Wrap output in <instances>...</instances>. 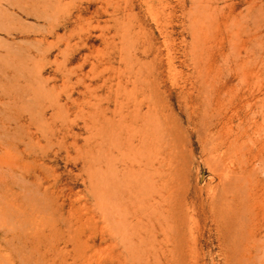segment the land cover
<instances>
[{"label":"rangeland","instance_id":"374dc122","mask_svg":"<svg viewBox=\"0 0 264 264\" xmlns=\"http://www.w3.org/2000/svg\"><path fill=\"white\" fill-rule=\"evenodd\" d=\"M58 3L71 14L54 27ZM130 3L157 54L155 233L130 243L113 233L64 152L40 159L52 175L28 166L19 113L43 79L61 83L55 68L77 12L100 24L110 14L100 0H0V264H264V0H173L174 81L164 33L141 0ZM98 32L71 39L67 66L88 70ZM194 55L221 105L196 91Z\"/></svg>","mask_w":264,"mask_h":264},{"label":"bare ground","instance_id":"6f19581e","mask_svg":"<svg viewBox=\"0 0 264 264\" xmlns=\"http://www.w3.org/2000/svg\"><path fill=\"white\" fill-rule=\"evenodd\" d=\"M100 1L101 11L110 14L109 21L94 23L82 10L77 12V24L68 29L63 58L55 68L61 83L43 79L19 116L26 117L28 166L37 162L45 170L44 176L52 175L40 159L50 152H64L68 162L80 164L87 195L109 229L125 242H141L155 233L159 203L157 54L130 0ZM141 2L147 16L164 33L167 74L174 81L173 0ZM202 3L206 0H197V4ZM54 12V27L71 14L59 3ZM44 18L51 23L49 16ZM95 28L103 45L92 55L88 70L78 73L67 66L71 39ZM192 60L197 71L196 91L221 105L220 86L207 87L203 81L202 57L194 55Z\"/></svg>","mask_w":264,"mask_h":264}]
</instances>
